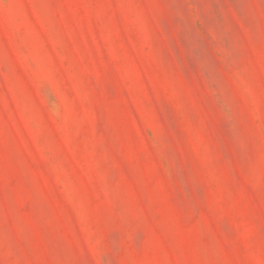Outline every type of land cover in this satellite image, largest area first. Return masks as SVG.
Returning a JSON list of instances; mask_svg holds the SVG:
<instances>
[{
    "label": "rangeland",
    "instance_id": "1",
    "mask_svg": "<svg viewBox=\"0 0 264 264\" xmlns=\"http://www.w3.org/2000/svg\"><path fill=\"white\" fill-rule=\"evenodd\" d=\"M0 264H264V0H0Z\"/></svg>",
    "mask_w": 264,
    "mask_h": 264
}]
</instances>
